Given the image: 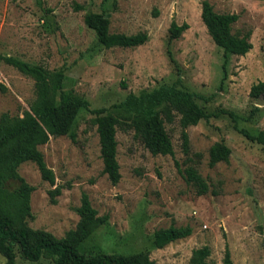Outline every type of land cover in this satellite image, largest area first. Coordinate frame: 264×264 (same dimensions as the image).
Returning a JSON list of instances; mask_svg holds the SVG:
<instances>
[{
	"label": "rangeland",
	"instance_id": "374dc122",
	"mask_svg": "<svg viewBox=\"0 0 264 264\" xmlns=\"http://www.w3.org/2000/svg\"><path fill=\"white\" fill-rule=\"evenodd\" d=\"M200 1L0 0V53L61 71L58 93L88 101V109L81 108L74 119L75 141L57 135L38 145L54 173L53 185L32 161L17 168L34 187L28 226L63 236L78 221L76 207L85 191L98 215L108 218L79 243L84 255L146 251L157 264H187L193 248L207 245L204 264H222L227 242L234 264H264V151L221 112L232 111L237 127L251 134L264 130V104L248 94L252 83L264 79V0H209L215 11L238 14L233 33L251 31V48L225 61L201 20ZM87 11L103 13L111 32L146 31L147 40L134 47H104L83 21ZM171 20L188 27L168 43ZM171 57L181 71L176 86L193 92L197 104L215 114L184 128L186 152L178 116L165 120L173 154L164 155L152 154L133 128L120 122L115 133L120 178L112 184L102 172L91 109L104 107L127 121V112L114 105L130 91L173 84L177 71ZM35 98L34 80L0 61V114L22 116ZM221 137L230 147L229 158L209 166V147ZM175 162L181 169L193 165L208 191L196 194ZM17 184L8 180L6 187ZM55 186L61 190L51 202L48 190ZM170 224H189L192 231L155 247L154 230ZM14 250L15 264H53L45 257L24 259L17 246ZM5 260L0 253V264Z\"/></svg>",
	"mask_w": 264,
	"mask_h": 264
},
{
	"label": "trees",
	"instance_id": "16d2710c",
	"mask_svg": "<svg viewBox=\"0 0 264 264\" xmlns=\"http://www.w3.org/2000/svg\"><path fill=\"white\" fill-rule=\"evenodd\" d=\"M75 8L81 6L75 5ZM200 17L213 42L222 49L224 61L229 54L242 55L251 48L250 30L241 34L231 30L238 18L237 13L215 11L209 0H201ZM83 21L94 31L97 42L107 48L134 47L144 43L148 37L146 31L131 34L111 32L108 21L101 12L87 11L83 15ZM187 27L186 22L179 24L171 20L167 28L168 43L178 38ZM170 59L177 71L173 84H161L138 93L130 91L114 105L127 112V121H121L112 112H105L104 107L91 109L95 114L92 120L98 135L102 172L112 184L120 178L115 137L116 127L120 122H124L127 128H133L134 135L141 139L152 154L164 155L173 154L171 138L164 126L165 120L171 122L178 116V123L182 127V148L186 152L188 136L184 128L215 114L204 111L195 101L193 92L176 86L181 81V71L177 61L172 57ZM0 61L31 77L36 89L35 101L22 116L0 114V253L6 259L3 264H15V246L24 259L36 261L45 257L51 259L53 264H157L146 251L128 255L100 252L88 256L79 252V243L108 218L107 214L98 215L85 191L81 192L80 202L76 207L78 221L63 236L56 237L47 230L31 228L26 224V218L32 217L30 194L34 187L18 173L19 164L27 160L34 162L41 178L53 185L54 173L46 165L38 145L45 143L50 136L57 135H67L71 141H75L74 119L81 108L88 109V101L82 97L58 93L62 85V72L59 70H49L41 64L1 53ZM248 94L254 99H264V79L252 83ZM221 112H226L234 122V128L246 138L260 144L264 151V130L251 134L246 129L237 127L236 116L232 111ZM230 152L223 137L214 141L208 150V165L214 166L219 161H227ZM175 164L178 167V163ZM178 170L196 194L208 191L206 180L193 165H187L183 169L178 167ZM8 180L17 181V186L8 189ZM60 190V186L48 190L51 202H55V196ZM191 231L189 224H170L166 228H158L153 233V244L160 248L170 241L189 235ZM209 252L207 245L193 248L187 264H204ZM222 264H234L227 242L224 244Z\"/></svg>",
	"mask_w": 264,
	"mask_h": 264
},
{
	"label": "water",
	"instance_id": "95a60500",
	"mask_svg": "<svg viewBox=\"0 0 264 264\" xmlns=\"http://www.w3.org/2000/svg\"><path fill=\"white\" fill-rule=\"evenodd\" d=\"M257 104L258 105H263L264 104V99L263 98H258Z\"/></svg>",
	"mask_w": 264,
	"mask_h": 264
}]
</instances>
